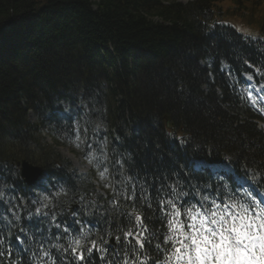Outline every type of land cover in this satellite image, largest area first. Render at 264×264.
Segmentation results:
<instances>
[{"label":"trees","instance_id":"16d2710c","mask_svg":"<svg viewBox=\"0 0 264 264\" xmlns=\"http://www.w3.org/2000/svg\"><path fill=\"white\" fill-rule=\"evenodd\" d=\"M252 36L264 38V0H0V249H11L15 264H33L42 242L56 264H78L70 251L52 247L66 246L56 239L65 223L79 228L69 213L74 204L77 219L108 240L135 225L120 215L134 203L149 227L166 233V221L140 197L158 208L162 186L180 180L187 189L207 180L204 172L189 175L191 158L230 161L264 191V129L238 90L242 72L264 81V39ZM86 110L107 140L100 158L110 184L123 181L124 195L135 185V201L115 196L112 187L104 196L93 184L102 168L69 132ZM41 131L53 145L42 143ZM62 144L79 149L91 171L72 168L54 150ZM16 159L42 166L44 179L27 186ZM48 193L63 213L60 229L50 217L29 219L39 206L32 201L48 203ZM90 202L107 217L85 216ZM108 247L106 260L94 251L88 264H110L116 248L123 264V242ZM8 261L0 257V264Z\"/></svg>","mask_w":264,"mask_h":264},{"label":"snow or ice","instance_id":"6c2138e0","mask_svg":"<svg viewBox=\"0 0 264 264\" xmlns=\"http://www.w3.org/2000/svg\"><path fill=\"white\" fill-rule=\"evenodd\" d=\"M251 39L264 38L252 36ZM258 99L264 98L258 97ZM84 107L87 109V105ZM69 132L74 134L75 139L72 142L75 146L85 150L91 157L90 162L102 168L100 175L105 176L108 172L105 166L106 157L102 160L100 156L104 155L103 147H106L107 140L106 138L101 140L99 125L95 128L90 126L87 110L74 122ZM69 139H72L71 136ZM97 152L100 153L99 156L96 155ZM185 168L189 166L185 165ZM200 171H208V169L203 162H193L189 168V175ZM125 179L131 181V177ZM214 179L217 181L215 184H189L187 189L180 180L167 188L162 186L157 190L158 208H154L150 197H140L142 205H146L154 212L158 211L160 213L158 219L161 222L166 221V224L161 223V229L166 228V233L149 227L146 223L149 218L136 212L135 203L133 211L120 213L121 217H128L129 220L134 218L136 221V224L127 231L120 229L123 232L122 236H115L116 245L122 242L124 245L123 264H129L130 260L131 264H149V262L151 264H264V199L257 200L250 195L244 196L241 191L243 186H233L235 182L229 181L222 171L215 172ZM248 179L254 178L246 177V182ZM122 183L123 181H116L115 184H108L105 187H112L113 194L117 197L123 195L125 200L135 201L137 199L135 185L131 194L124 195L118 187ZM3 195L4 193L0 191V200L3 199ZM190 196H195V199L190 200ZM51 197L52 193L43 197L48 203L33 200L32 203L39 206L35 208L34 213L29 212L28 216L29 219L50 217L55 227L60 229L59 217L63 213L54 210ZM111 203L116 205L118 201L114 199ZM83 208L85 216L89 218L95 217L97 213L102 219L107 217V212L101 211L102 206L98 208L94 202H90V206L84 204ZM8 211L13 210L9 208ZM70 215L79 228H72L65 223L62 234L58 232L56 239L66 240V246L54 244L52 247L57 250L63 248L66 253L70 251L78 264H88L94 251L101 254L102 261L106 260L109 240L103 235H97L88 220L77 219L80 211L70 210ZM2 221L3 217H0V225ZM20 230L25 231L23 228ZM108 235L111 236V232ZM17 239L20 237L17 236ZM2 243V232H0V244ZM148 249H154L155 255H152ZM146 252L147 259H144L142 254ZM4 255L9 257L8 264H15L11 259V249L7 251L0 249V257ZM120 255L121 250L116 248L110 264H121L117 259ZM34 257L33 264H36V260L39 264H56V260L50 251L44 248L42 242Z\"/></svg>","mask_w":264,"mask_h":264},{"label":"rangeland","instance_id":"374dc122","mask_svg":"<svg viewBox=\"0 0 264 264\" xmlns=\"http://www.w3.org/2000/svg\"><path fill=\"white\" fill-rule=\"evenodd\" d=\"M173 1V0H168ZM176 1H189V0H176ZM246 82L248 83L247 93L249 94L250 101L252 102L255 98L262 95V86L255 84L252 79L245 76ZM251 94V95H250ZM27 118L31 122H35L36 118L33 112L29 111L27 113ZM262 128L264 127L263 123L259 124ZM42 143L54 144L52 139L46 135L44 131H41ZM54 150L59 154L62 158L66 159L72 168L76 169L80 173H88L90 171V164L80 155L79 149L69 146L67 144L62 145H54ZM71 157V158H70ZM94 184L101 193H105L107 187V179L105 176H99L94 179Z\"/></svg>","mask_w":264,"mask_h":264},{"label":"water","instance_id":"95a60500","mask_svg":"<svg viewBox=\"0 0 264 264\" xmlns=\"http://www.w3.org/2000/svg\"><path fill=\"white\" fill-rule=\"evenodd\" d=\"M15 165L19 168L20 177L28 186L34 184L43 173V168L35 165L25 159L14 160Z\"/></svg>","mask_w":264,"mask_h":264},{"label":"bare ground","instance_id":"6f19581e","mask_svg":"<svg viewBox=\"0 0 264 264\" xmlns=\"http://www.w3.org/2000/svg\"><path fill=\"white\" fill-rule=\"evenodd\" d=\"M71 158V157H70Z\"/></svg>","mask_w":264,"mask_h":264}]
</instances>
